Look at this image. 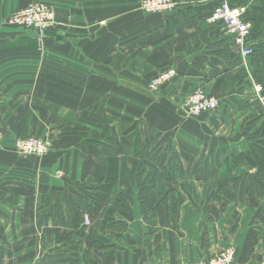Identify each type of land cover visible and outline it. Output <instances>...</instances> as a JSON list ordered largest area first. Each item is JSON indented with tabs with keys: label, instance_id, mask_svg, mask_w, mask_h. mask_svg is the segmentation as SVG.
Instances as JSON below:
<instances>
[{
	"label": "crops",
	"instance_id": "obj_1",
	"mask_svg": "<svg viewBox=\"0 0 264 264\" xmlns=\"http://www.w3.org/2000/svg\"><path fill=\"white\" fill-rule=\"evenodd\" d=\"M34 1L56 11L42 41L36 31L9 22L14 10ZM140 2L0 0V264H79L83 257L98 264H193L228 246L236 249L235 264H264L259 201L248 196L238 207L211 201L203 213L183 188L190 184L203 196L208 184L251 169L240 164L230 173L224 164L217 180L192 173L214 144L229 146L216 135L222 125L227 131L241 126L236 119L244 111L231 103L252 96L253 87L240 84L248 61L228 69L202 55L211 0H178L177 9L165 13H146ZM234 2L247 4L248 16L264 28V0ZM252 43H264V32ZM231 52L240 48L232 45ZM168 67L177 76L151 90L150 79ZM197 87L221 100L200 119L183 110ZM122 122L136 125L141 143L121 131ZM102 133L112 135L118 162L127 165L163 140L186 173L159 180L147 214L134 194L131 220L118 208L119 194L129 190L119 179L100 216L86 225L80 215L74 229L60 221L59 209L66 208L65 192L79 194L95 177ZM29 136L48 139L50 153H19L16 139ZM149 166L162 174L160 166ZM65 238L75 241L77 254L62 251Z\"/></svg>",
	"mask_w": 264,
	"mask_h": 264
},
{
	"label": "trees",
	"instance_id": "obj_2",
	"mask_svg": "<svg viewBox=\"0 0 264 264\" xmlns=\"http://www.w3.org/2000/svg\"><path fill=\"white\" fill-rule=\"evenodd\" d=\"M234 1L230 0V3L232 5H247ZM218 3L219 0H211L206 8L212 12ZM250 11L247 10L245 19L252 23L250 36L252 43V39L262 34L264 28L259 25L260 21L257 22L253 16H248ZM224 33L221 24L218 23H209L206 29L201 30L204 42L202 55L213 65H223L232 69L240 64L242 57L240 53L232 54L231 47L235 45L233 37ZM252 47L254 50L250 57H252V62L255 65L257 79L264 87V43H252ZM120 127L121 131L131 139L135 138L137 145L141 143L140 131L135 124L122 122ZM253 128L254 125L248 123L241 129L243 136L251 142L245 149L229 151L225 147L214 144L206 155L201 156L196 161L192 173L195 176L217 180L224 164L230 173L234 172L240 164L249 165L250 170L232 176L218 187L205 186L203 196L190 184H183V188L193 203L201 207L203 213L211 201L229 202L238 207L246 203L247 197L250 196L260 202L258 215L263 218L262 228L264 229V116L260 127L254 130ZM96 141L99 147V153L96 157L97 172L95 177L89 179L90 183L95 185L80 189V193L76 195L65 192L66 208L61 207L59 209L60 221L71 228H78L80 215H86L91 221H95L100 216L102 210L109 205L111 192L119 179L125 182L129 191L119 194L120 204L118 208L125 217L131 220L134 218L132 208L134 194L143 213L147 214L151 208L152 191L156 188L159 180L164 177L168 182H173L177 175L181 177L186 173L184 162L179 154L173 151L170 145L163 140L153 144L144 153L148 162L161 167L162 174L157 170L147 168L148 165H145L144 162L135 163L132 167L123 165L119 170L118 147L112 135L108 133L99 134ZM134 188L137 189L136 193L133 191ZM181 197L180 195L176 201L177 205L181 202ZM87 260V263L84 264H98L96 260L89 257Z\"/></svg>",
	"mask_w": 264,
	"mask_h": 264
},
{
	"label": "built area",
	"instance_id": "obj_3",
	"mask_svg": "<svg viewBox=\"0 0 264 264\" xmlns=\"http://www.w3.org/2000/svg\"><path fill=\"white\" fill-rule=\"evenodd\" d=\"M178 4V0H141L139 7L146 13H165L175 11ZM247 10L246 5H232L230 0H219L208 17L210 23L221 24L226 33L233 37L235 45L240 48V54L244 58L250 57L254 50L250 40L252 23L245 19ZM9 22L36 31L42 41L47 31L56 23V11L49 3L34 1L14 10ZM176 75V68L164 69L150 80L149 88L158 91ZM218 106L219 99L215 95L207 93L202 87H197L188 96L186 112L189 116L197 117L215 110ZM15 148L23 155L45 156L50 151V144L47 139L39 136L19 137L15 141ZM85 223L90 224L87 216ZM235 260L236 249L228 246L193 264H235Z\"/></svg>",
	"mask_w": 264,
	"mask_h": 264
},
{
	"label": "rangeland",
	"instance_id": "obj_4",
	"mask_svg": "<svg viewBox=\"0 0 264 264\" xmlns=\"http://www.w3.org/2000/svg\"><path fill=\"white\" fill-rule=\"evenodd\" d=\"M210 12H211V10H210ZM221 29L226 33L224 27L221 26ZM242 58H243L242 61H244V62L248 61V62H247V64H245L246 65V68H244L245 70H242L240 73V75L242 76V80H241L240 84L251 85L253 87V90H252L253 93L251 91L252 96L250 98H247L245 100H235V101H232V103H231V107L235 111H242V110L244 111L240 114V117H237V119H236V123L241 121V123H240L241 126L239 127V126L235 125L236 128L234 127V128H231L227 131L228 128L222 125L223 132H222V128H221L219 134H216L219 136H225L226 137V140H224V141H227L229 146H227V144L223 145L221 142L219 143V146L225 147L229 151H232V150L240 151V150L245 149V147L247 145L251 144V142H249L243 136L241 129L243 128V126H247L248 123H251L254 125L253 130L257 129L262 124L263 116H264V92H263L264 87H263L262 83H260L257 79V75L255 73V71H256L255 65L253 64V62L252 63L250 62L251 64L249 63V60L252 59V57H246V58L242 57ZM243 71L244 72L246 71L245 75H244ZM217 98L219 99V97H217ZM187 99H188V97H187ZM187 99L185 100V102L183 104V110L185 112L187 110V107H186ZM220 105H221V100L219 99V106ZM235 115H239V114H235ZM200 117L197 116L196 119H200ZM237 127H239V128H237ZM102 134H104V133H102ZM140 136H141V132H140ZM142 139L143 138H141V141H142ZM47 141H48V139H47ZM131 141H135V138L131 139ZM151 143H152V141H149L148 139H146L144 141V144L146 145V147H148V145H150ZM120 144H121V149L123 148V150H124L125 144L123 142H121ZM148 149L144 150V153ZM134 152H136L135 147H134ZM49 153H50V151H49ZM144 153H143V155L140 153V155L134 159L135 162H127L130 165H127L126 162H124V163L120 162L119 163V165H120L119 170H121L123 165H127V166L132 167L133 164H135V163L138 164L140 162H144V163H146L145 165H148V167H150L149 166L150 162L147 161V159L145 158L146 155ZM156 168L159 170V167L156 166ZM189 180H191V179H189ZM226 180L216 181L215 183H210L208 185L218 187L219 185L226 182ZM93 185H95V184H90V180H87L85 183H83L82 188L87 187V186L90 187ZM118 189H122V187L119 186ZM133 191H135V190H133ZM85 224L89 225L87 223H85ZM103 238H105V237L103 236ZM63 241L64 242H63V245L61 247L62 251L64 250L65 252H71L72 254L78 253L77 248H74V246H73L75 241H73L71 238H65ZM87 259H88L87 257H83V259H81V260L79 258V261H80L79 264L87 263V261H88Z\"/></svg>",
	"mask_w": 264,
	"mask_h": 264
}]
</instances>
